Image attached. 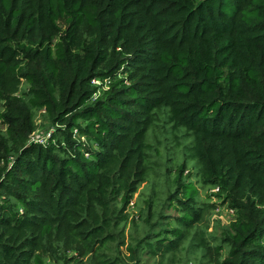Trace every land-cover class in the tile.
<instances>
[{"label": "trees", "instance_id": "16d2710c", "mask_svg": "<svg viewBox=\"0 0 264 264\" xmlns=\"http://www.w3.org/2000/svg\"><path fill=\"white\" fill-rule=\"evenodd\" d=\"M161 110L234 217L196 235L213 205L183 159L175 227L144 246L163 258L196 227L208 264H264V0H0V264H117Z\"/></svg>", "mask_w": 264, "mask_h": 264}, {"label": "rangeland", "instance_id": "374dc122", "mask_svg": "<svg viewBox=\"0 0 264 264\" xmlns=\"http://www.w3.org/2000/svg\"><path fill=\"white\" fill-rule=\"evenodd\" d=\"M97 83L94 81L93 84ZM24 88L25 85L22 84L20 89ZM41 115V110L36 111L34 122L36 134L44 137L48 134L51 125ZM42 137H36L35 140H40ZM147 141L151 145L149 151L150 169L125 208L126 220L114 229V233H118L119 229L122 233L116 234L115 240L110 242L107 254L111 255V258L117 256V264H201L202 261L204 264H208L205 262L206 260L201 259L203 248L191 245L193 242L191 235L196 227L190 231L175 253L165 255L163 258L151 254L144 246L145 241L153 243L152 241L157 235L168 238L169 234L161 232L162 229L175 227V217L178 215V211L174 204L168 205L166 199L167 195L174 191L175 185L172 181L175 169L183 159H186L184 179L186 180L188 177L187 180L193 181L197 189L195 198L202 204L213 205L205 212L203 220L197 225L196 235H201L206 239L218 237L220 231L234 217V210L227 203H222L220 197L216 195L215 187L202 185L196 179L191 180L192 178L189 177V174L195 171L193 162L186 156L185 147L189 138L184 135L182 129L172 130L170 128L163 110L156 113L155 123L147 134ZM147 235L151 237H146ZM120 239L123 244L117 245ZM138 240H141L139 245L137 244ZM128 245L136 249L137 262L135 263L127 259L126 246ZM68 264L75 263L69 262Z\"/></svg>", "mask_w": 264, "mask_h": 264}, {"label": "built area", "instance_id": "2783aa9c", "mask_svg": "<svg viewBox=\"0 0 264 264\" xmlns=\"http://www.w3.org/2000/svg\"><path fill=\"white\" fill-rule=\"evenodd\" d=\"M94 82V81H93ZM41 140V139H40ZM40 140H36V141H40Z\"/></svg>", "mask_w": 264, "mask_h": 264}]
</instances>
